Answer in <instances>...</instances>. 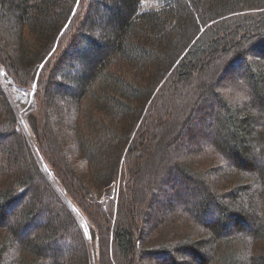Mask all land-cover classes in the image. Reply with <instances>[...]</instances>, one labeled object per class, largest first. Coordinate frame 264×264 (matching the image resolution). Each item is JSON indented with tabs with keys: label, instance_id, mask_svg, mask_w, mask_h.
Returning <instances> with one entry per match:
<instances>
[{
	"label": "trees",
	"instance_id": "1",
	"mask_svg": "<svg viewBox=\"0 0 264 264\" xmlns=\"http://www.w3.org/2000/svg\"><path fill=\"white\" fill-rule=\"evenodd\" d=\"M142 6L0 0V264H264V0Z\"/></svg>",
	"mask_w": 264,
	"mask_h": 264
},
{
	"label": "rangeland",
	"instance_id": "2",
	"mask_svg": "<svg viewBox=\"0 0 264 264\" xmlns=\"http://www.w3.org/2000/svg\"><path fill=\"white\" fill-rule=\"evenodd\" d=\"M166 1L167 0H142V5H143L142 7H144V8L158 7V6L162 5V4H164ZM3 73H4V70L0 66V82H1L5 92L7 94L11 104L13 105L14 109L16 110L19 122L21 124H23L24 123V121H23L24 120V118H23L24 116L23 115H24L25 111L28 110L31 107V105L29 106V104H27V103H23V102L20 103V102L17 101V97H16V95L14 93L16 91V89L13 86L10 85L11 82H10L9 78L7 79ZM26 105L28 106V109H25ZM28 137H29V140H30L31 139L30 136H28ZM201 143L204 144L203 141ZM181 149L183 151V149H185V148L182 147ZM182 151H180V152H182ZM258 160L261 161L260 158ZM258 163H259V161H258ZM152 214L153 213H151V215ZM81 227L83 229V233H84L86 239L89 240L88 235H87L88 234V229H87L84 221H81ZM21 235L19 234V238L21 237ZM62 244H65V243L62 242ZM55 248H56L55 246L54 247L52 246L50 249L53 250ZM53 256L54 257L57 256V253H54ZM6 260L7 261L9 260L7 258V256H6ZM94 260H95L94 259V255L91 252V264H95Z\"/></svg>",
	"mask_w": 264,
	"mask_h": 264
},
{
	"label": "water",
	"instance_id": "3",
	"mask_svg": "<svg viewBox=\"0 0 264 264\" xmlns=\"http://www.w3.org/2000/svg\"><path fill=\"white\" fill-rule=\"evenodd\" d=\"M6 75V74H5ZM6 78H7V75L5 76ZM15 95H16V97H17V101L18 102H21V100H23L25 97L26 98H28V102H27V104H29V106H30V104H31V98H32V92L30 93V94H26V93H24V92H15ZM25 109H28V106L26 105L25 106ZM39 161H40V164H41V166L43 167V169H44V171H45V173H46V175H47V177H49V175L47 174V172H46V168H45V166L43 165V163H42V161H41V158L40 157H38L37 158Z\"/></svg>",
	"mask_w": 264,
	"mask_h": 264
},
{
	"label": "bare ground",
	"instance_id": "4",
	"mask_svg": "<svg viewBox=\"0 0 264 264\" xmlns=\"http://www.w3.org/2000/svg\"><path fill=\"white\" fill-rule=\"evenodd\" d=\"M27 101H28V98H24L23 100H21V102H23V103H27Z\"/></svg>",
	"mask_w": 264,
	"mask_h": 264
}]
</instances>
